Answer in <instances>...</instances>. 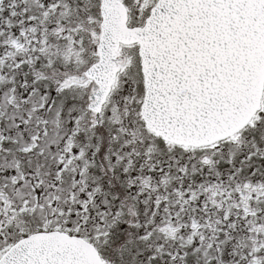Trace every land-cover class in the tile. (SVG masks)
<instances>
[{
  "label": "snow or ice",
  "instance_id": "obj_1",
  "mask_svg": "<svg viewBox=\"0 0 264 264\" xmlns=\"http://www.w3.org/2000/svg\"><path fill=\"white\" fill-rule=\"evenodd\" d=\"M0 264H264V0H0Z\"/></svg>",
  "mask_w": 264,
  "mask_h": 264
}]
</instances>
